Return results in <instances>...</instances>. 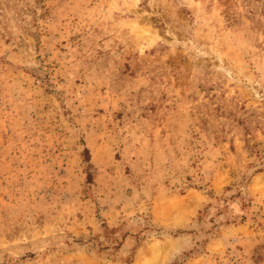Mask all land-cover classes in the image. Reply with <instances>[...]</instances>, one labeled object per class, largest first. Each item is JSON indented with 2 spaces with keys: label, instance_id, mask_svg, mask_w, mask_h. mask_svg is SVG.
<instances>
[{
  "label": "rangeland",
  "instance_id": "1",
  "mask_svg": "<svg viewBox=\"0 0 264 264\" xmlns=\"http://www.w3.org/2000/svg\"><path fill=\"white\" fill-rule=\"evenodd\" d=\"M0 264H264V0H0Z\"/></svg>",
  "mask_w": 264,
  "mask_h": 264
}]
</instances>
